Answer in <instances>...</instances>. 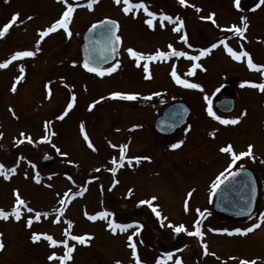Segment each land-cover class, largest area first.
<instances>
[{"label": "rangeland", "instance_id": "374dc122", "mask_svg": "<svg viewBox=\"0 0 264 264\" xmlns=\"http://www.w3.org/2000/svg\"><path fill=\"white\" fill-rule=\"evenodd\" d=\"M69 2L74 5L86 4L87 0ZM131 2L138 3L140 0ZM144 3L150 11L156 13L153 28L145 23L148 17L143 11L133 9L126 15L122 11L123 3L118 5L114 0H98L92 10L87 7L76 8L69 24L72 33L70 37H51L44 47L38 46L39 51H36L37 46L29 43V37L25 36L31 35L28 32L36 27L50 26L59 19L65 10V4L61 0H0L3 13L19 14V20L12 26H17L16 32L11 33L0 45V62L10 59L7 52H16L22 47L32 49L38 56L41 53L36 59L20 58L0 69V133L3 134L0 136V164L5 166V170L16 169L7 180L0 175V208L11 210L15 202V191L28 207L49 213L48 217L42 216L36 220L35 211L28 213L25 208H21L19 221L14 217L6 221L0 219V242L5 245L0 250V264H59L58 260L49 261L48 256L52 252L62 256L63 245L50 247L43 235L34 243L31 235L35 232L51 235L58 241L68 239L64 232L69 227V220L72 221L70 235H85L91 239L85 244L68 239L69 246L74 250L72 258L66 264H117V261L120 264H135L128 247V236L136 231L137 226L140 231L133 236L132 243L136 244L142 264H155L157 259L164 258L158 250L169 252L181 244L184 248L180 255L186 258L190 254L193 258L190 264H240L241 260L264 264V223L243 236H230L224 232L209 230L227 228L231 231L237 227H249L258 222L260 213H264V93L254 91L257 88L250 84L241 87L245 81H261L262 74L257 70H251L253 73L250 74L246 57L239 61L232 59L224 45L219 43L223 39L237 52L250 49L253 62L264 65V4L257 8L260 0H256L253 11L240 9L239 13L238 10L235 11V0H187V4L183 6L179 4V0H144ZM197 8L200 9L199 12ZM161 13L172 16L173 22L164 21V27H161ZM209 14H214L215 24L211 20L201 19ZM176 17L183 21L180 32L173 31ZM242 17L246 18L249 28L246 38L240 40L226 29L232 25L242 27ZM102 19L117 21L118 35L121 36L118 46L119 67L103 77L84 70L78 49L82 34L89 26ZM4 20L6 17L0 16V22ZM181 36L187 37V43L180 39ZM213 43L217 47L199 61L186 57H169L141 61L139 67L126 51L132 48L144 54H153L156 50L169 51L168 45L171 44L175 50L193 56L199 55L200 49L210 48ZM145 62L149 64L151 78H145L142 67ZM193 63L200 64L201 67L188 76L187 72ZM173 66L181 79L200 84L202 90L178 85L171 76ZM21 67L24 68L23 78L16 82L15 78L21 75ZM14 83L15 92L12 91ZM227 84V90L234 96L235 107L233 114L225 119L239 117V122L235 125H223L207 113L209 101L213 109L215 101L221 97V90ZM67 89L71 90L69 94L66 93ZM112 92L139 95L136 100L126 101L112 98ZM73 96L79 107L73 106L63 119H59L67 108L64 101L68 102L69 97ZM147 96L152 98L145 99V104L154 105L156 108L153 112L173 101L186 103L190 116L185 127L172 141V144L179 141L184 143L179 148L172 149L170 145L166 146L153 137L149 140L139 139L137 142L131 140L132 148L140 152L136 153L134 150L133 155L126 154L125 166L117 168L113 174L109 171L107 162L115 157L119 158V146L130 141L125 135L128 125L122 123L123 106L127 103L137 106L139 99ZM90 104L94 105L91 110ZM148 122L149 119L145 123ZM82 123L95 151L88 147V142L81 133ZM47 124L49 132L45 128ZM146 132L140 128L134 135ZM213 132L215 135H210ZM21 133L30 137L32 143L37 145L36 148L17 144V140L29 143L28 139L20 136ZM46 134L50 141L43 145L42 138ZM146 135L149 136L147 133ZM228 144L236 152L245 151L249 144L254 146V159L243 157L232 170L235 171L242 165L255 175L259 188L256 212L245 221L212 217L202 222L204 236L198 237L200 248L189 240L187 232L178 233L172 244L174 231L168 226L169 223H183L187 231H193V222L198 218L196 209L210 212L213 193L211 185L216 176L227 168L231 159L230 154L220 151V148ZM44 155L53 156L56 162L52 168L44 171L58 175L41 177L37 174L43 166L41 158ZM137 156H147L150 160H141L139 163L133 160L132 165H129L128 159ZM14 161L18 162L17 166L12 165ZM62 169L73 173L72 177L80 182L87 176L95 179V182L86 189L79 190L64 178ZM107 172L114 176L108 190ZM78 192L82 195H76ZM189 192L192 193L190 197ZM65 193L69 195L65 196ZM153 196L157 197L153 206L160 211L161 217L158 218L144 204L149 209L150 216L155 217L149 223L136 212L133 203ZM60 199H65L66 204L58 222H55ZM186 199L190 208L188 212L184 211ZM104 207L110 208L113 215L95 221L88 219V215L102 212ZM29 217H33L31 227L27 226ZM164 217L167 219H163ZM108 219L120 224H131L132 227L124 231L117 229L113 233L107 226ZM135 219H141L144 224ZM155 232L158 234L156 239L153 235ZM204 245H207L208 254L204 252ZM198 253L204 258L199 260ZM146 255L150 259L144 261L143 256ZM177 258L172 253L166 264H176Z\"/></svg>", "mask_w": 264, "mask_h": 264}, {"label": "snow or ice", "instance_id": "6c2138e0", "mask_svg": "<svg viewBox=\"0 0 264 264\" xmlns=\"http://www.w3.org/2000/svg\"><path fill=\"white\" fill-rule=\"evenodd\" d=\"M61 2L65 4V6H66L65 10L63 11V13L59 17V19H57L55 22H53L49 27H46L43 30L39 31V39L36 41V44H37L36 51H39L38 45L40 44V42L45 37H47L50 33L55 32L57 29H63V31L70 37L72 35V33L69 30V24L73 18V13L76 10V8L77 7H87L89 10H92L93 5L96 4L98 2V0H87L86 4H75V5L73 3H70L69 0H61ZM114 2L118 5L123 3L124 6L122 8V11L126 15L129 14L130 12H132L133 9H136V10L142 9L143 12L148 17V19L145 20V23L147 24V26L149 28L154 27L153 21L157 18L156 13L149 10L148 6L144 3V0H140V2H138V3H132L131 0H114ZM235 3L237 5V7H239V0H235ZM179 4L182 6L186 5L187 0H179ZM261 4H264V0H260V3L257 4L256 7L259 8L261 6ZM196 10L198 12L200 11L199 8H197ZM213 16H214V14H209V16L201 17V19L211 20L212 23L215 24L216 22L213 19ZM28 19H31V17H28ZM175 19H176V26L173 28V31L180 32V30L183 26V21L179 17H176ZM18 20H19V14H13L11 19L7 23H5L2 27H0V37H4L5 34L9 31V29ZM159 20L161 21L160 26L164 27L163 22L168 21L169 23H172L173 17L161 13L159 16ZM245 20H246V18H243V17L241 18V22L243 24L242 28L237 27L236 25H232L231 28L226 29V31L233 32L235 35L243 37L244 31L248 27ZM94 29H99V36H100V39L96 40L95 44L100 45L102 43L104 47L100 48L99 55L96 54L97 50L94 48L92 54L85 57L83 64H82V67L85 70H87L88 72L95 73L96 75L103 77L106 73L110 74V73L116 71V69L119 67L118 61L116 63H114L112 65V67H110V68H102L99 66H94V65H99V63L102 60L107 59V57H105L103 55V53L106 49L109 48V46H110V50L112 52L117 51V48L121 43V36L117 34V31L119 29V25H118L117 21H115V20L105 19V20H101L97 23L92 24V26L89 28V31H93ZM180 39L182 41H184L185 43H187V37L186 36H181ZM219 43L224 45L225 50L232 57V59L239 61L242 57H247L248 68L250 70L260 71L261 74L264 75V65H259L257 63H254L253 59L251 58V56L249 55V53L247 51H244V50H241L239 52L234 51L233 48L229 47L228 44H226L223 39L220 40ZM216 47H217V44L213 43L210 48L200 49L199 55H193V56H189L187 52L175 50L171 44L168 45L169 51L156 50L153 54H144V53H141L139 51H135L132 48H128V49H126V51L128 52L130 57L135 59V62L137 64V66L139 67V66H141V61H156V60H161V59H167L169 57H186L192 61H199L202 57L208 55L210 53V51L212 49H215ZM35 54H36V52L31 51V50L16 51L15 53H13L11 55L10 59L5 60L3 62H0V69L6 68L12 61H15L17 59L24 58V57H33ZM142 67H143L144 73L146 74L145 78H151L150 74H149V64L147 62H145V63H143ZM200 67H201L200 64L193 63L191 66V69L187 72V75L188 76L193 75L194 70L197 68H200ZM20 73H21V75L17 76L15 78L16 82H19L23 78V73H24L23 67L20 68ZM171 76H172L173 80L178 85H181L185 88L201 89L200 84L191 83L187 79H181L180 75L177 74L175 66H173ZM245 84H250L251 87L257 88L261 92H264V82H262V83H251V82L245 81L241 84V87H244ZM45 88L46 89L48 88V84L45 85ZM15 90H16V83H14L12 86V91L15 92ZM48 95H49V97L51 95L50 89H49ZM138 95L139 94H137V93H123V92H112V93H110V96L112 98H119L122 100H136L138 98ZM153 95H160V93H153ZM151 98H152L151 96L144 97V99H146V100H150ZM101 99H103V98H101ZM205 99L207 100L208 98L205 97ZM72 101L73 102L75 101V96L72 97ZM73 102L68 103L67 108L64 110V114L61 115L60 117H58L59 119H63L64 115H67L68 111L73 107ZM93 106H94L93 104H90L89 109L91 110V108ZM9 110L12 111V109H9ZM207 113L210 117L219 121L223 125H230V124L235 125L239 122V117L233 118V119H225V118H222L221 116L217 115L211 107V101H209ZM243 114L244 113H241V115H243ZM133 127H138V125H134ZM187 130L188 129H185V131H187ZM81 133L83 134L85 141L88 142V147L95 151L94 145L89 140V137L85 132L83 123L81 124ZM2 135L3 134L0 133V136H2ZM52 135H55V133H52ZM210 135L214 136L215 132L210 133ZM20 136L22 138L28 139L29 143H32L31 138L25 137L24 133H21ZM42 139L44 141H48L49 136L46 134ZM16 142H17V144H19L22 142V140H17ZM183 143H184V141H179L177 143L171 144L170 147L172 149H177ZM53 147L55 148L56 146L53 145ZM112 147H117V146L112 145ZM253 147L254 146L252 144H249L245 151H240V152L234 151V148L231 144H228V145L220 148V151L222 153L230 154L231 159H230V162H229L227 168H225L223 172H221L219 175H217L215 181L212 183L211 189L213 192H215L222 184H224L225 181L228 180L229 177L237 176L238 173L242 170V168H243L242 165L240 167L236 168L235 171L232 170L233 166L236 165L237 161H240L243 157H250V158L254 159ZM127 149H128L127 144H123V145L119 146V151H120L119 161H117V159L113 158L111 161L113 167L109 169V171L112 172L113 174H115V172L117 171V168L122 167L124 165ZM56 151L60 152V149L56 148ZM60 154L63 156L67 155V153H60ZM133 160H135L136 163H139L141 160H150V157H147V156L132 157V158L128 159V164L132 165ZM262 162H264V161H262ZM69 163H71V161H69ZM33 167H34V165H33ZM15 171H16L15 168H8L7 170H5V166L3 164H0V175H2L4 177V179H6V180L10 177V175L14 174ZM97 171H99V169H97ZM37 182H39V181H37ZM114 183H115V181H114ZM255 190H256L255 189V182L252 181L251 182V192L254 194ZM129 192H131V190H129ZM14 195H15L14 206L11 208L10 211H6L3 208H0V219H3L6 221L10 217H14L15 220L19 221L21 219V215H22L21 214V208H25L28 213H33L35 211L33 208L27 206L25 200L21 198V196L18 192L14 191ZM64 195L68 196L69 194L65 193ZM76 195H82V193L78 192V193H76ZM191 195H192V193L189 192L188 196L190 197ZM156 199H157V197L153 196L148 200H141L139 203L142 205H144V204L148 205V207L151 209V211L159 218V217H161V213H160V211H158L157 207L153 206V201H155ZM59 204H60V208L56 210L57 221H55V222H58L60 215L63 213L64 206L66 204V200L60 199ZM246 207L248 208V211L250 212L251 211L250 205H246ZM184 211L185 212L190 211L189 202L187 199L184 201ZM196 212H197L198 218L193 222V229H194L193 231H187V229L183 223H181L179 225H173V224L169 223L168 226L170 228H172V230L175 233L187 232V234L189 236L203 237L204 232L201 230V223H202V218H204L206 213H207V210L205 209L204 211H201L200 209H196ZM86 215H87V213H86ZM112 215L113 214L110 212L102 211V212L96 213L95 215H88V219L95 221L98 218L104 219V218H108ZM42 216L48 217L49 213L48 212L35 211L34 218L36 220H39ZM163 219H167V218L164 217ZM32 222H33V217H29L27 220V226L31 227ZM262 223H264V213H260L259 218H258V222L251 224L249 227H245V228L237 227V228L232 229L231 231L227 228L209 229V230L214 231V232H224L230 236L233 234H239V235L243 236V235L251 233L255 229L259 228ZM67 224L69 227H68V229L65 230L64 235L66 237H68V239H71L73 241H77L80 244H85L87 242V240L91 239L90 236H85V235H70V229L72 226V221H70V220L67 221ZM107 226L113 233H115L117 229L124 231V230L132 227L131 224L116 223L112 219H108ZM139 231H140V227L137 226L136 231L133 232L132 235L128 236V241H129L128 247L131 249L132 257L135 260V264H142V261L137 254L136 244L132 243L133 236L137 235L139 233ZM41 235H43V238L46 241H48L50 247H56V246H59L62 244L63 248H64V254L62 256H57V254L55 252H52L48 256L49 261L58 260L59 264H66V262L72 258L71 253L73 252L74 248L69 246L68 239L58 241V240L54 239L51 235L38 234V233L33 232L31 235L32 241L34 243L38 242L41 239ZM4 247H5V245L2 242H0V250H2ZM204 252H205V254H208L207 245H204ZM211 254L215 255V253H211ZM171 257H172V253H165L164 258L163 259H157L155 264H166V261L168 259H170ZM117 264H120V262L117 261ZM176 264H181V261L179 258L176 259ZM240 264H255V261L241 260Z\"/></svg>", "mask_w": 264, "mask_h": 264}, {"label": "water", "instance_id": "95a60500", "mask_svg": "<svg viewBox=\"0 0 264 264\" xmlns=\"http://www.w3.org/2000/svg\"><path fill=\"white\" fill-rule=\"evenodd\" d=\"M254 0H245L244 5H250ZM100 39L99 29L89 31V29L82 36V43L80 45V54L82 62L86 56L92 54L95 48L96 54L99 55L100 48H103V44L96 45L95 41ZM106 60H102L99 66L102 68L112 67L117 61V56L110 50V46L103 53ZM214 108L223 114H229L233 111L234 101L233 99H222L214 104ZM188 109L183 103L170 104L162 113V115L155 121L154 130L162 135L169 136L178 128H180L186 121ZM47 142V141H45ZM50 160V157L45 156L41 162ZM49 164H44L46 167ZM255 182V193L251 192V182ZM246 205H250L251 211H248ZM258 205V185L253 174L243 169L235 177H229L228 180L222 184L213 195L212 199V212L226 220L231 221H245L251 217ZM208 213H206V218Z\"/></svg>", "mask_w": 264, "mask_h": 264}, {"label": "flooded vegetation", "instance_id": "af4514ba", "mask_svg": "<svg viewBox=\"0 0 264 264\" xmlns=\"http://www.w3.org/2000/svg\"><path fill=\"white\" fill-rule=\"evenodd\" d=\"M243 2H244V0H239V7H237V5L235 4V11L238 10L239 13H241L240 9H242L243 11H247V12H249V11L251 12V11L254 10L253 5L252 6H249V7H245L242 4ZM253 4H255V3H253ZM142 11L143 10H140V12H142ZM0 12H2L1 9H0ZM12 15L13 14L12 13H9V12H8V14L3 13L2 15H0L2 18H5L6 17V20H4L3 22H0V27H2L5 23H7L11 19ZM46 27H49V26H44L43 25V26L36 27L33 31H29L28 33H30L31 35L25 36V38L29 37L28 38L30 40L29 43H32L33 45L37 46L36 41L39 39V31L43 30ZM242 27H243V25H242ZM248 28H249V26L244 31V36L243 37H240V36H237L236 35V38H239L240 40L245 39L246 38V34L248 32ZM69 29H70V27H69ZM16 30H17V26L14 27V28L11 27L9 29V31L5 34L4 37H0V45L4 41H6L8 39V37L11 35V33H15ZM65 36H67V34L63 31V29H57L55 32L50 33L47 37H45L40 42V44L38 46L44 47V45L48 42V40L51 37H54L56 39H60V38L61 39H64ZM22 37L23 36H20V38H22ZM79 48H80V44L78 45V49ZM17 50L18 51H22V50H31L32 51V49H27V48H23V47L22 48H18ZM118 50H119V47H118ZM244 51H247L249 53V55L252 56V54H251L252 51L250 49L249 50L248 49H244ZM13 53H15V51L13 50V52H12L10 50L9 52H7L6 55H10L11 56ZM40 54H39V56H40ZM6 55L4 57L7 58ZM79 55H80V51H79ZM39 56H38V53H36L33 57H31V60H33L34 58L36 59ZM246 59H247V57H246ZM227 87H228V84H227V86L223 87V89L221 90V92H220V95H221L220 99H223V98H233L234 97L233 94L230 93L227 90ZM69 91H71V90H68L67 89L66 93L68 92V94H69ZM128 101H130V100H128ZM145 101L146 100L144 98L139 99V105H137V106L131 105V103H127V105H124L123 106L124 109H122V111H121V114H122V123L128 125V127L126 128L125 135L128 138V140H130V141H129V143H124V144H127L128 145V149L126 151V154L127 155H133L135 153L134 150H136V153H139L140 152L139 150L135 149L134 147L132 148L131 140H134V141L137 142L139 139H141V140H144V139L149 140V139H152V137H153L155 140H157L160 143H163L166 146L171 145L172 144V141L174 140V138L177 135H179V133L182 131V128L185 127V124H186V122H187V120H188V118L190 116V111H189L188 112V117L186 119V122L184 123V125L182 127H180L179 129H177L173 134H171L169 136H162V135H159V134H157L155 132V130H154V123H155L156 119L162 115V112L164 111V109L168 105H170L171 103L176 102V101H173V102L167 104L166 106H164L161 109L158 108L155 112H153V109H155L156 107L154 105H151V104L146 105L147 103L145 104ZM234 101H235V99H234ZM70 102H73L71 97H69L68 102L64 101V104H66V106H67L68 103H70ZM75 105L77 107H79V105L74 101L73 102V106H75ZM188 110H190V109L188 108ZM214 112L217 115L221 116L222 118L229 117L230 115L233 114V112H232L229 115H224V114H221V113H219V112H217L215 110H214ZM117 117H119V116L117 115ZM148 119H149V122L146 124L145 122L148 121ZM134 125H138V127H133ZM140 128H141V131L142 130H146L147 131L146 133L149 136H147L146 133H143L144 135L142 134V135H136L135 136L134 135V132L135 131L138 132ZM121 145H123V144L121 143ZM154 154H155V150H154ZM50 163L53 164V160H51ZM211 202L212 201H210V210H211ZM133 204L135 205L134 207L137 210L136 212L140 214L141 218L144 219V220H147L149 223H152L151 221H153L155 219V217L150 216L151 214L149 212V209L148 208H145L142 204H140L138 202L137 203H133ZM212 217L215 218L217 216H215L213 214H210L202 222H204V221H206V220H208L209 218H212ZM177 235H178V233L173 235V237H172V244L174 243L175 238H176ZM188 238H189V240L197 239V245L200 248V239L198 237L190 236ZM182 249L183 248L171 249V250H169V252L168 251H162L161 252L160 250H158V251L162 255H164L165 253H175L178 256V258L180 259L181 264H190V262L192 261L191 259H193V258L190 256V254L187 255L186 258L184 256L182 257L181 256L182 255L181 252L183 253V250ZM198 256H199V260H201L202 258H204V257H202L200 255V253H198ZM149 259H150V256H148V255L143 256V260L144 261L145 260H149ZM208 264H211V263H208Z\"/></svg>", "mask_w": 264, "mask_h": 264}]
</instances>
